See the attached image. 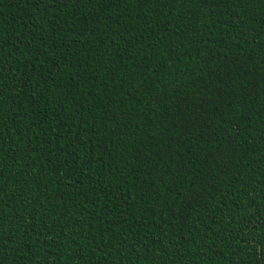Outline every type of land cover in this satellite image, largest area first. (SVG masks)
<instances>
[{"label":"trees","instance_id":"16d2710c","mask_svg":"<svg viewBox=\"0 0 264 264\" xmlns=\"http://www.w3.org/2000/svg\"><path fill=\"white\" fill-rule=\"evenodd\" d=\"M0 264H264V0H0Z\"/></svg>","mask_w":264,"mask_h":264}]
</instances>
